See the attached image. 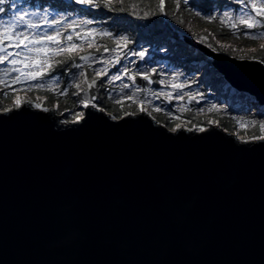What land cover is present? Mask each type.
Listing matches in <instances>:
<instances>
[{
  "label": "water",
  "instance_id": "obj_1",
  "mask_svg": "<svg viewBox=\"0 0 264 264\" xmlns=\"http://www.w3.org/2000/svg\"><path fill=\"white\" fill-rule=\"evenodd\" d=\"M184 39L264 105V64ZM83 111H0V264H264V140Z\"/></svg>",
  "mask_w": 264,
  "mask_h": 264
},
{
  "label": "snow or ice",
  "instance_id": "obj_2",
  "mask_svg": "<svg viewBox=\"0 0 264 264\" xmlns=\"http://www.w3.org/2000/svg\"><path fill=\"white\" fill-rule=\"evenodd\" d=\"M72 2L80 6L77 11L82 15L84 11L81 10L90 12L103 6L109 11H114L113 3L124 4V0H72ZM190 3L192 0H175V7L179 10L181 4L187 7ZM17 4L18 0H0V89L7 88L11 91H19V89L12 88V85H20L21 88L28 90L33 88L47 89L55 95L67 96L69 89L75 88L76 91L72 95L80 97L76 101L78 106L84 110L92 108L103 112L105 109L95 102L98 95L91 90L104 88L106 84L111 85L120 81L119 94L117 96L109 95L108 99L121 104V107H123L124 101H131L138 105L140 114L150 115L146 112V106H149L154 112L173 117L176 110L164 106L165 102L170 104L173 99L184 101L187 97V103L180 107L181 112L192 111V105H201L200 108L195 109L198 112H204V105H208L207 111L212 112L217 110L222 103L217 100L215 95H209L205 90L192 87L193 84L197 83L194 73L185 76L179 67L164 65L157 60L155 53L161 49L153 47L152 51L149 52L152 45L151 40L137 41L129 35L97 28L93 26L97 23L94 18H70L67 13L56 12L51 5L42 8L37 5L30 10L28 7H18ZM232 4L239 5V7L231 8L230 5ZM5 5H9V7L6 8ZM132 7L135 8L136 5L133 4ZM158 9L160 14L166 15L165 0H159ZM122 10L123 8H121ZM6 13L8 15H5ZM195 15L209 22L219 19L221 25L227 24L233 30H236L238 25H242L248 30L264 29V0H228L222 10L218 8L215 13L197 10ZM144 18H148L147 12L144 13ZM143 27L148 26L144 25ZM65 33L67 34L65 35ZM243 35L250 36L251 39L255 40L264 38V31H260L258 36L249 32H244ZM98 37H107L113 40L115 47L97 45ZM201 39H206V37H201ZM75 41H79V43ZM84 44H87L89 49L95 47L97 52H100L102 48L103 52L100 56L85 54L80 55L78 61L73 59L74 53L84 51ZM132 44H135V47H129ZM208 46L212 47L211 45ZM213 50L216 49L213 48ZM104 53H110V55L105 57ZM65 56L68 59H57V57ZM258 62L264 64V59ZM96 64H99L100 67H95ZM158 64L161 65L159 68L156 66ZM117 65L120 67L116 74L109 76L110 68ZM57 67L62 71L57 72ZM86 70H91L93 74L91 80L88 79ZM166 71L168 72L167 78L164 76ZM52 72H56V75H48ZM154 75L161 78L154 81L152 79ZM103 77H108V80L98 83L97 78L102 80ZM138 77L145 82L143 85L137 84ZM81 78H83L82 81ZM125 78L128 82H125ZM62 81L64 87L61 90ZM82 83L87 85L88 91L82 88ZM153 83H158L162 88L160 90L152 89L150 86ZM221 84L226 91H231V87L226 81H221ZM167 88L171 90H164ZM7 95V92H3L4 97ZM161 97L163 100L160 105H157L155 100H160ZM13 103L17 110L27 107L41 110L44 113L49 112V108L40 103H23L22 97L19 95L15 97ZM11 110L8 109L7 111ZM251 110L249 108V112ZM59 114L65 115L64 112ZM124 115L131 117L136 113L126 112ZM258 115L264 118V113L258 112ZM85 118V111L75 112L72 122L79 123ZM112 118L115 119L116 117ZM244 119V117L239 118L240 121H244ZM68 122L67 117H65L63 123ZM255 122V118H253L252 123ZM211 123L213 122L209 121V124ZM239 126L243 127L244 124L240 123ZM260 127L264 129V119H262ZM181 130L182 125L180 124L169 129L174 134ZM186 131L204 133L206 129L204 126L194 125L188 127ZM241 139L245 143L248 142L243 138ZM252 139L253 141L264 140V136L253 137Z\"/></svg>",
  "mask_w": 264,
  "mask_h": 264
},
{
  "label": "rangeland",
  "instance_id": "obj_3",
  "mask_svg": "<svg viewBox=\"0 0 264 264\" xmlns=\"http://www.w3.org/2000/svg\"><path fill=\"white\" fill-rule=\"evenodd\" d=\"M21 1L23 2L24 0H21ZM21 1L18 0V2H21ZM25 1H27V0H25ZM34 2H35V0H34ZM225 2L227 3L228 0H225ZM63 4H64V2H62L60 0L58 1L57 5L59 8H55L56 12L61 13V14L65 13V11L62 8H60V7H62ZM36 6H37V4H36ZM224 6H225V4L222 6L221 10L224 8ZM217 7H219V6H217ZM230 7L231 8H238L239 5L232 4V5H230ZM33 8H35V6L32 7L31 9H33ZM73 8H75L76 12L67 13L70 16V18H91V17L86 16L85 14L82 15L81 13H79L77 11L78 9H80L79 5L74 4ZM217 9L218 8H216L213 12H205V13H215ZM197 10L198 9L194 10V15H195V12ZM202 20L207 22V20H204V19H202ZM211 22H215V21H211ZM216 22L219 23V19H217ZM93 26H95L97 28H102V26H100V24H95ZM221 26L224 29L231 31V33L233 32V35L238 34V33H236V30L229 28L227 26V24L221 25ZM239 27H244V26L238 25L237 28H239ZM105 29L110 30L109 28H105ZM244 29H245L244 32H249L250 34H256L257 36H258L260 31H264V29H251V30H248L246 28H244ZM77 30L79 31V29H77ZM117 33H122V32H117ZM66 34L67 33H65V35ZM177 35H178V37H175V38L171 37L167 41V44H168L167 47H168L169 54H167L166 56H168V57H164V58L162 57V59H157V60L161 61L162 64H164V65H173L175 67H179L180 70L185 74V76H190L191 74L194 73L197 83L193 84L192 87L193 88L198 87L201 90H205L209 95H215L217 100L221 101L222 103L218 106L217 110H213L212 112L207 111L208 105H204V107H205L204 112L194 111L193 114H194L195 119L197 120L194 122L192 120L185 118L187 111H183V112L180 111L181 105L186 104L187 97H185L184 101H177L176 99H173L170 104H168V105L164 104V106L168 107V108H174L176 110L174 117L166 115L164 113H160L163 117H165V118L167 117L169 122L173 121V123H172L173 125L171 127H175L176 124H180V125H182V128H184V129H187L188 127H193L194 125L195 126H204L205 129H208L211 125H216L220 128H223L225 131L234 134L238 139L242 140L241 138H243L244 140H247V141L253 140L252 139L253 137L264 136V129H262L260 127V123H261L262 119H264V118H262L258 115V112L264 113V105L258 104L253 96H251L245 92H239L236 89H234L232 86H230L231 91H226L222 87V84H221V81H226V80L213 67L212 59L208 56L201 54L200 51L199 52L195 51V50L190 51L188 49V47H186L184 42H183V39H182L183 34L180 32H177ZM243 36L244 35H242L240 37H243ZM245 38H248L250 41L257 42V47H263L264 48V38H258L255 40L251 39L250 36H245ZM194 39H196V41L199 42L200 44L206 45L207 47L209 45V43L205 39H203V40L201 38H194ZM110 41H111V39H109V38H99L98 37L97 38V45H106L109 48L115 47L114 41H113V44H111ZM213 41H214L213 44H216L217 48L223 49V50L227 51L228 53L234 55L237 58L243 57L244 59H248L251 55H253L255 53V47L256 46L252 47V48H249V47L240 48L238 45H234L235 41H232L229 43H227V42L226 43H222V42L220 43V41H218V40H213ZM75 42L79 43V41H75ZM102 52H103L102 48H101L100 52H97L95 47L89 49L87 47V44H84V51L74 53L72 58L78 61L80 55L94 54L96 56H100ZM103 55L105 57H107L108 55H110V53H104ZM186 56L188 57V59L185 58ZM57 59L64 60V59H68V58L65 56V57H57ZM133 59H136V58H133ZM122 63H123V61H122ZM94 66L100 67L99 64H96ZM156 66L159 68L161 65L158 64ZM185 66H186V68H185ZM119 67H120V65H118L116 69L110 68L109 76L116 74ZM133 67H135V65H133ZM190 68H193L194 72L191 71ZM56 71L59 72L62 70L60 68H57ZM73 71H75V70H73ZM89 71H91V70H86V74L88 76V79L91 80L93 78V76L89 77L90 76ZM48 75L55 76L56 72L49 73ZM164 76L166 78L168 77L167 71L165 72ZM159 78H161V77L156 76V75L153 76L154 81L158 80ZM82 80H83V78H81V81ZM107 80H108V77H103L102 80L100 78H97L98 83H101V82H104ZM125 82H128L126 80V78H125ZM30 83H35V82H30ZM81 86H82V88L85 89V91H88L86 84L82 83ZM105 86L109 87L110 95L117 96L119 94L120 81H116L114 84H111V85L106 84ZM63 87H64V82L62 81L61 90L63 89ZM12 88L19 89V91H11L10 89H7V88L0 89V94L3 96V92H7L8 95L6 98L9 99L8 104H6V103L4 104V102L0 99V104H4L3 107H0V111H6L8 109L15 108L13 100L15 99V97L17 95L22 97V102H24L25 99H29V100H32L33 103H40L42 106L49 108V111H51L55 115L59 116V119L62 123L65 120V117H67L68 121L70 122L69 117L73 116V113L83 111L82 107H80L76 104V101L78 99H80V97L72 95V93L76 91L75 88H71L68 91V94L69 95L71 94L72 97L74 98V101H75V107L73 109H70L67 107L65 108L64 106H61V104H59V100L57 101V99H62L61 97H63V96L55 95L50 90H47V89L40 90V89H35V88L28 90L27 88H21L20 85H12ZM161 88H162V86L159 85L158 83H154V85L152 87V89H154V90H160ZM95 89L96 88L92 89L91 91L96 92V90H98V89H96V90ZM164 90L170 91L171 89L167 88ZM48 93H50L51 95L54 96L55 101H50V99H48V97H47ZM155 103L157 105L161 104V102H159L157 100H155ZM253 105H254V107H253ZM134 106L136 108L133 111L128 110L127 112L137 113L138 112V105L134 103ZM194 106H195V109H198L201 107V105H194ZM249 108L252 109L250 112H249ZM60 112H64L65 115H63V116L60 115L59 114ZM146 112L150 113L149 116L151 118L157 120L159 123L164 125L163 122H161L160 120L157 119V117L155 116L154 111H152L151 107L146 106ZM240 117H244L245 118L244 121H240L239 120ZM253 118H255V121H256L255 123H252ZM209 121H212L213 123L209 124ZM240 123H243L244 126L240 127L239 126ZM164 126H166V125H164Z\"/></svg>",
  "mask_w": 264,
  "mask_h": 264
},
{
  "label": "trees",
  "instance_id": "obj_4",
  "mask_svg": "<svg viewBox=\"0 0 264 264\" xmlns=\"http://www.w3.org/2000/svg\"><path fill=\"white\" fill-rule=\"evenodd\" d=\"M58 1L59 0H35L34 2V0H24L23 2H18L17 6L28 7L31 9L37 4L41 6V8L48 5H51L53 8H59L57 5ZM158 3L159 0H124L123 5L119 3H113L112 7L115 9L114 11H109L103 6H101L99 9H93L90 12H88L87 10L81 11H84V14L86 16L94 18L97 21L96 24H100V26H102V28L104 29L109 28L114 32H122L123 34L129 35L137 41L151 40L152 45L149 48V52L152 51L153 47L161 49L160 51H157L155 53L156 59L168 57L166 56L167 54H169L167 41L171 37H178L177 32L183 34V42L190 51L195 50L199 52L197 48L193 47L185 41L184 36H187L192 39L206 37L205 40L209 43V45L212 46H208L211 50L215 48L216 52H220L231 57L235 56L223 49L217 48L216 44H213V40H218L220 41V43H229L235 41L234 45H238L240 48H252L256 46L255 53L251 55L248 59L257 61L264 59L263 47H257V42L250 41L248 38H245V36L240 37L245 31L244 27L237 28L236 33L238 34L233 35V32L231 33V31L224 29L216 21L206 22L194 15L195 9L201 10L202 12H213L216 8L221 9L222 6L226 4L225 0H192V3H190V5L187 7L181 4L179 10H177L175 7V0H165L166 15L160 14L158 9ZM133 4L136 5L135 8L132 7ZM4 7L7 8L9 7V5H5ZM73 7L74 4H63L60 8H62L65 13L76 12L75 8ZM121 8H123L122 11ZM145 12L148 13L147 19L144 18ZM5 15L8 14L6 13ZM162 21L163 23H161ZM144 25H147L148 27H143ZM110 43L113 44V40H111ZM129 47H135V44L129 45ZM185 58L188 59L187 56ZM240 59L244 58L242 57ZM117 66L114 67V69H116ZM190 69L194 72L193 68ZM89 73V77H92V72L89 71ZM95 93H97L98 95V99L96 101L97 104L102 106L105 111H108L109 114L113 115L116 118L122 117L124 113H126L128 110L133 111L136 108L134 106V103L130 101H124L123 107H121V104H117L114 102V100L108 99L110 95V90L108 86L96 90ZM47 95L50 101H55L53 95H51L50 93H48ZM61 98L62 99H57V101L59 100V104H61V106L70 109H73L75 107V101L71 94L63 96ZM0 99L4 102V104H8L9 102V99L3 97L1 94ZM4 104H0V107H3ZM192 108V111H187L185 118L195 122L197 121L193 114L195 111V106H193ZM154 114L158 120L164 123V125H166L168 128H171V126L173 125V121L169 122L167 117H163L160 113L154 112ZM69 120L73 121V116H70Z\"/></svg>",
  "mask_w": 264,
  "mask_h": 264
},
{
  "label": "bare ground",
  "instance_id": "obj_5",
  "mask_svg": "<svg viewBox=\"0 0 264 264\" xmlns=\"http://www.w3.org/2000/svg\"><path fill=\"white\" fill-rule=\"evenodd\" d=\"M28 102H32L33 103V101L32 100H29V99H25V101L23 103L27 104Z\"/></svg>",
  "mask_w": 264,
  "mask_h": 264
}]
</instances>
